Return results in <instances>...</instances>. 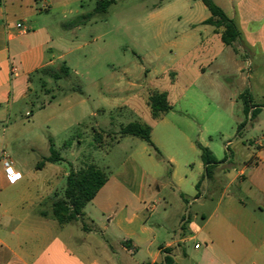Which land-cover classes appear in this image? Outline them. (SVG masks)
<instances>
[{"label": "rangeland", "instance_id": "1", "mask_svg": "<svg viewBox=\"0 0 264 264\" xmlns=\"http://www.w3.org/2000/svg\"><path fill=\"white\" fill-rule=\"evenodd\" d=\"M46 1L51 6L42 12L45 24L55 38L70 41L65 57L56 59L55 69L61 74L59 70L65 61L70 70L66 77L58 79L50 73L32 75L31 93L12 104L9 118L6 115L0 122V149L4 147L13 159L17 176L19 169L23 170V177L8 191L11 198L20 199L26 194L23 189L38 184L41 193H50L44 204L48 210L54 199L63 196L66 174L71 168L95 164L109 176L120 172L130 156L145 147L146 156L162 169L157 180L147 178L153 200L149 207L156 208L151 222L167 217L163 223L169 238H174L182 228L192 234L199 229L205 232L218 229L221 224L225 228L221 217L228 214L226 202L232 196L247 205L239 214L264 218L254 199L231 183L234 168L244 166L258 152L257 143H264V112L259 119L249 121L239 136L238 123L215 110L205 91L187 88L181 77L182 82L177 83L171 94L172 110L165 115L172 124L160 123L149 114L147 90L169 87L170 80L176 78L170 73L181 75L203 53L204 46L195 45L204 36L202 26H193L209 15L202 0H116L106 12L98 13L95 9L101 0ZM88 14L93 15L82 22L81 16ZM207 71L210 73V69ZM128 80L141 88L122 91ZM236 113L244 118L242 110ZM134 121L154 127L155 136L166 143L165 153L155 145L159 156L140 138L120 136L121 128ZM177 127L197 142L207 143L206 147L220 162L230 157L225 145L227 141L232 143L230 150L234 156L230 164H218L215 177H206L201 185V194L206 198L183 197L170 181L171 165L166 155L180 159L179 175L186 178L189 193L195 191L189 171L200 160L198 149L192 154L186 143L169 140V136L179 135ZM50 140L63 160L36 171L35 165L51 154ZM29 170L36 173L30 174ZM9 183L1 181L3 186ZM88 209L101 215L91 204ZM201 214H205V219ZM188 218L190 221L184 224L183 219ZM186 247L192 250L194 242Z\"/></svg>", "mask_w": 264, "mask_h": 264}, {"label": "crops", "instance_id": "2", "mask_svg": "<svg viewBox=\"0 0 264 264\" xmlns=\"http://www.w3.org/2000/svg\"><path fill=\"white\" fill-rule=\"evenodd\" d=\"M40 1L0 0V122L6 115L9 118L12 104L31 93L32 75L46 67L55 68L56 59H63L67 53L65 49L70 41L65 37L55 38L43 19L42 12L48 10L51 3L42 0L40 5ZM214 1L235 21L241 33L240 41L233 46L225 45L215 27L204 23L211 16L208 10L209 15L193 25L202 26L204 36L196 40L195 45L204 46L203 53L197 55L181 75L171 72L176 78L173 82L170 80L169 87L157 91H166L172 104L171 94L182 77L187 88L198 87L205 91L215 110L228 115L239 126L245 122L243 127H238L240 136L248 122L259 119L264 112V0ZM18 23L23 26L18 27ZM212 46L216 50L211 49ZM12 65L17 67L15 74ZM127 85L122 91L141 88L129 80ZM149 92L153 90L148 89ZM245 93L250 100L247 115L241 98ZM236 110H242L244 118ZM252 111L255 116L251 119ZM166 118L159 119L160 123L172 124ZM151 127L153 143L165 153L166 143L155 136ZM177 128L179 135L169 136V140L186 143L195 154L197 140ZM226 143L230 157L219 163L223 166L230 164L234 156L230 150L232 143ZM257 148L258 152L244 166L234 168L231 183L244 189L264 216V143H257ZM165 159L171 165L170 181L183 197L206 198L201 194L205 180L197 186L205 172L201 153L200 160L189 171L195 181L192 193L186 190V178L179 175L180 159L174 155H166ZM55 163L58 162H47L41 168L37 164L34 169L41 171ZM87 165L90 163H84L83 167ZM31 170L28 173H36ZM161 170L146 156L143 147L130 156L129 163L120 172L108 176L106 184L84 208L82 219L60 224L52 216L51 206L48 210L44 208L50 193H41L38 184L23 189L26 194L20 199L10 197L8 191L23 177V170L19 169V176L8 177L0 162V264H153L161 262L166 254L173 258V264H264V218L239 214L247 205L243 200L237 201L235 196L229 197L228 214L221 217L225 228L221 224L218 229L208 232L199 229L193 234L182 228L174 238L165 235L163 221L167 217L151 222L156 208L149 207L153 200L147 185V178L152 176L157 180ZM214 177L213 170L211 178ZM6 180L10 183L3 186L1 181ZM90 204L101 215L88 209ZM221 204L222 201L215 211ZM201 217L206 216L201 214ZM187 221L190 218L183 219L184 224ZM191 225L195 226L193 222ZM189 242H194L192 250L186 247Z\"/></svg>", "mask_w": 264, "mask_h": 264}, {"label": "trees", "instance_id": "3", "mask_svg": "<svg viewBox=\"0 0 264 264\" xmlns=\"http://www.w3.org/2000/svg\"><path fill=\"white\" fill-rule=\"evenodd\" d=\"M116 2V0H101L95 9V12H106L107 9ZM204 5L210 11L211 16L204 21L205 24L212 25L215 27L216 32L221 34L222 41L227 46H233L234 43L240 41L241 33L238 29L235 21L230 18L225 11L218 6L214 0H202ZM93 14L82 15V22L89 19ZM81 22V21H79ZM78 24V23H75ZM69 68L65 63L61 66L59 72L54 67H46L38 73H50V76L55 79L66 77L69 73ZM32 80V77H31ZM243 99L244 112L247 115L249 112V102L247 98V93L241 96ZM148 107L150 109L151 117L154 120H159L164 117L170 110L172 106L168 101V94L166 91H153L149 94L147 100ZM255 116V111H252L251 119ZM245 122L242 123L239 128L243 127ZM152 127L144 122L134 121L125 126H123L119 132L121 137L124 136H134L140 138L146 142L149 146L153 147L159 156H161L160 151L155 146L151 138ZM97 137H100L99 132L96 133ZM196 145L201 153V160L205 166V172L197 183H199L207 178H211L214 168L220 163L213 154V152L208 148L196 142ZM50 151L51 154L48 157H44L41 162L38 163L37 167L41 168L47 162H60L63 158L54 149L53 140H50ZM108 175L104 170L96 166L95 164H90L85 167H81L77 170L71 168L67 175L66 186L62 197H57L51 203V214L60 224L69 223L82 219L84 214V208L86 205L94 199L100 189L108 181ZM46 215L45 212L42 213ZM84 229H87L83 225ZM173 258L166 254L161 262L153 264H173Z\"/></svg>", "mask_w": 264, "mask_h": 264}, {"label": "built area", "instance_id": "4", "mask_svg": "<svg viewBox=\"0 0 264 264\" xmlns=\"http://www.w3.org/2000/svg\"><path fill=\"white\" fill-rule=\"evenodd\" d=\"M17 26L22 27L23 25L21 23H18ZM17 72V67L12 65V73L15 74ZM0 162L2 163L4 172L8 177L12 178L16 175L13 160L10 155L6 152L4 147L0 149Z\"/></svg>", "mask_w": 264, "mask_h": 264}]
</instances>
